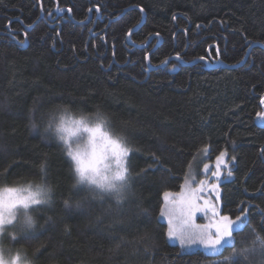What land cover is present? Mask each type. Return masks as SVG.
<instances>
[{
    "label": "trees",
    "instance_id": "1",
    "mask_svg": "<svg viewBox=\"0 0 264 264\" xmlns=\"http://www.w3.org/2000/svg\"><path fill=\"white\" fill-rule=\"evenodd\" d=\"M262 96L264 0H0V186L51 190L35 227L5 246L31 264H214L264 240ZM98 113L132 150L119 206L74 187L56 131L63 116L98 124ZM221 151L232 176L220 212L248 222L214 256L170 241L160 210Z\"/></svg>",
    "mask_w": 264,
    "mask_h": 264
},
{
    "label": "snow or ice",
    "instance_id": "2",
    "mask_svg": "<svg viewBox=\"0 0 264 264\" xmlns=\"http://www.w3.org/2000/svg\"><path fill=\"white\" fill-rule=\"evenodd\" d=\"M99 10V7H97L96 11L99 12ZM57 11H60V9H57ZM140 11L143 12L144 9L141 8ZM129 31L131 33V30ZM147 58L146 56L145 59ZM179 59L180 57L177 55V60ZM200 59L203 60L204 57H200ZM261 104L264 105V96L261 97ZM257 115L264 116V113H257ZM75 124L77 125L75 131L65 128L63 124L56 131L57 133H68L69 136H74L79 131L89 134L90 143L93 148V158H96L97 155L96 141L98 137L105 142L101 147L111 150L110 156L106 157L108 163L101 169L94 164H85L79 149L73 150L69 140L64 135H61L60 139L66 146L67 156L74 166L75 179L78 183L83 185L87 181L89 185L99 184L101 187L106 185L109 189H125L129 180L127 161L132 151L127 146L125 139L123 137L114 138L111 134L103 132L100 125L88 127L80 121H76ZM33 127H35L34 124ZM225 156L226 152L221 151L216 157L217 171L211 173L215 178V183L208 181L206 184V181L201 179L199 187L193 186L191 189L190 196H185L181 192L182 199L180 201L181 208L179 215L177 214L174 201L166 200L165 206L161 207L160 215L161 217H165L168 223L167 236L169 239L178 240L181 247L200 244L212 255L223 256V253L228 248L235 249V235L247 227L248 217L246 211H242L240 215L232 219L230 215H223L217 212L215 205L209 207L207 200H204L202 207L200 205V198L204 194L205 187L209 191L219 187V182L221 181L219 166L224 163V166L227 167V164L222 159ZM41 171H44L43 167ZM209 171H211L209 165L205 164L204 172L207 173ZM227 175L229 177L232 176V171L229 170ZM188 183L189 179L186 178L185 185ZM185 185H181V188L183 189ZM197 193H200V195L198 196ZM5 195H7V201L5 200ZM173 195V193L167 191L163 193L165 198ZM93 198L103 199L96 195H93ZM50 199L49 189L43 184L37 185L34 189L31 185L26 189H0V237L11 235L12 240L16 239L17 234H19L15 231L16 221L21 215L26 218L28 226L31 228L33 223L31 212L36 210L34 206L47 205L50 203ZM124 199V197H120L118 202H116L117 205L119 206ZM65 207L70 208L72 205L65 203ZM76 207L79 208L81 205L77 203ZM200 211H203L205 215L211 211L213 221L210 226L194 224V216ZM205 227H207V231L204 230ZM255 255H259L262 259V264H264V240L257 238L252 241V247L235 250L231 255L224 257L223 260L214 261V264H235L240 257L250 261V258ZM0 264H2V255H0Z\"/></svg>",
    "mask_w": 264,
    "mask_h": 264
},
{
    "label": "rangeland",
    "instance_id": "3",
    "mask_svg": "<svg viewBox=\"0 0 264 264\" xmlns=\"http://www.w3.org/2000/svg\"><path fill=\"white\" fill-rule=\"evenodd\" d=\"M76 121H80L82 124H86L88 127H96L97 125H100V127H101L100 123L96 124L93 121H90L89 119H70V118L63 116L59 120V122L57 124V128L63 124V126L65 128L70 129L72 131H75V129L77 127V125L75 124ZM101 130L105 133L110 134L109 132H107L102 127H101ZM57 134L59 135V137L61 135H64L69 140V143L71 144L73 150L79 149L81 155L83 156L85 164H94L95 166L103 169L104 165L106 163H108V160L106 159V157L110 156L111 150L105 149L104 147H101V145H104V143H105L103 139H100L99 137L97 138V141H96L97 155H96V158H93V155H92L93 148H92V144L90 143L89 134L84 133L83 131L77 132L74 136H69L68 133H57ZM112 137H114V136L112 135ZM207 157H208V154H207ZM197 163L198 164H195L193 169H190V171H189V174L187 176V178L189 179V183L187 185H185V183H184L183 184V185H185L184 188L183 189L181 188V190L177 193H173L174 194L173 196L168 197V198L164 197V201L168 200V201H174L175 202V207L177 208V214L178 215L180 213V208H181V205H180V201L182 199V197L180 195L181 192H183L185 196H190L191 195V189L193 188V186L199 187V181L201 179H204L206 181V184L208 181H211L214 183L216 182L215 178L212 176L211 173L213 171H217V166H213L212 163H211L212 164L211 165L210 163L205 162V158L200 159ZM225 163L227 164V167L224 166V163L219 166V173L221 175V181L224 178L223 175L228 173L231 162L225 161ZM205 164L209 165V168L211 169V171H209L207 173L204 172V165ZM220 182H219V187L217 189L209 191V189L207 187L204 188V194L200 198L201 207L203 206L204 200H207L209 202V207H211L212 205H215L217 212L221 213L220 212V209H221V202H220V197H221L220 187H221V185H220ZM28 187L29 186L26 187V186H19V185H17V186H0V189H6V188L26 189ZM32 188L34 189L35 187L32 186ZM197 195L199 196L200 193H197ZM5 200L7 201V195H5ZM164 206H165V203H164ZM160 219L165 221L167 226H168L167 219L165 217H160ZM212 221H213V217H212L211 211H209L207 215H205V213L203 211L197 212L195 214L194 220H193L195 225H201V226H210L212 224ZM204 230L207 231V227H205ZM3 238H4V236L0 237V243L4 244ZM169 240L170 241H178L175 239H169ZM183 247L186 249H191L194 247L204 248L200 244L186 245Z\"/></svg>",
    "mask_w": 264,
    "mask_h": 264
},
{
    "label": "clouds",
    "instance_id": "4",
    "mask_svg": "<svg viewBox=\"0 0 264 264\" xmlns=\"http://www.w3.org/2000/svg\"><path fill=\"white\" fill-rule=\"evenodd\" d=\"M96 122L101 123L102 126H106L108 123V118L103 113H98L96 116ZM35 125V124H34ZM37 126L33 127L32 129L35 131ZM83 186L85 189L90 191L93 195H96L98 197H110L115 202H118L120 197L126 198L127 194L130 191V182L127 181V186L125 189H118V188H112L109 189L106 185L101 187L99 184L95 185H89L87 181L81 185L78 183V181L75 179L74 187H80ZM49 194H51V190L49 189ZM31 215V214H30ZM33 223L31 228H29L26 218L21 215L18 217L16 221L15 231L18 233L32 230L35 227V219L34 217ZM0 255H2V264H31V262L25 257V255L20 251H12L10 248L6 247L3 243H0Z\"/></svg>",
    "mask_w": 264,
    "mask_h": 264
},
{
    "label": "water",
    "instance_id": "5",
    "mask_svg": "<svg viewBox=\"0 0 264 264\" xmlns=\"http://www.w3.org/2000/svg\"><path fill=\"white\" fill-rule=\"evenodd\" d=\"M143 21H144V14H143V20H142V23H143ZM141 23V24H142ZM147 57H148V55H147ZM147 60H148V58H147ZM166 64V63H165ZM257 125L259 126V127H264V116H261L259 119H258V121H257Z\"/></svg>",
    "mask_w": 264,
    "mask_h": 264
}]
</instances>
